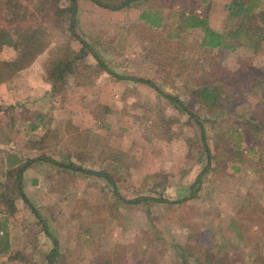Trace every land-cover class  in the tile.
<instances>
[{"label": "rangeland", "instance_id": "1", "mask_svg": "<svg viewBox=\"0 0 264 264\" xmlns=\"http://www.w3.org/2000/svg\"><path fill=\"white\" fill-rule=\"evenodd\" d=\"M51 1L23 0L41 19L44 49L17 76L0 82V193L9 199L0 197V225L10 240L0 264H264V178L246 165L247 155L242 161L222 157L226 147H242L237 133L242 130L253 135L247 144L260 139L264 147V135L254 127L236 128L242 114L264 115V99L253 100L249 92L233 94L228 103L229 85L218 80L222 105L204 106L189 89L243 64L250 66L248 85L254 89L263 78L264 51L244 44L207 51L194 39L199 35L194 30H181L180 41L168 38L178 31L179 11L198 0H132L119 9L105 5L121 0H76L74 31L82 46L67 14L53 15ZM226 1L209 0L207 18L220 31ZM145 7H158L160 28L141 21ZM263 9L255 22L264 19ZM250 20L245 15L240 22ZM13 54L0 49L2 57ZM212 58L220 61L223 74L212 70ZM108 69L151 80L189 103L205 128L209 168L204 169L200 130L186 113L151 85L119 79ZM29 158L35 159L23 170L21 187L58 241L51 261L52 240L9 172ZM55 161L107 171L125 198L188 199L127 203L104 177ZM228 162H239L237 171Z\"/></svg>", "mask_w": 264, "mask_h": 264}, {"label": "trees", "instance_id": "2", "mask_svg": "<svg viewBox=\"0 0 264 264\" xmlns=\"http://www.w3.org/2000/svg\"><path fill=\"white\" fill-rule=\"evenodd\" d=\"M96 3L102 4L99 0H93ZM132 0H121L116 5H105L111 9H119L127 4H129ZM76 0H70V4L67 6L61 7L59 5L58 0H54L53 3L51 1L50 7L53 10V15H56L60 18L63 15H66V19H68L69 29L75 37L79 39V41L85 45V42L79 37L74 31V17L76 11ZM199 6V8H198ZM197 8L200 9L197 11ZM259 8L262 10L264 8V0H228L224 4V9L226 13L225 25L223 30H218L214 28L207 18V10L209 9V0H198V4L193 5L191 7H183L179 11L180 19L178 22V31H175V34H171L170 32L168 38L174 37L176 40L180 41L182 39L181 30H194L198 31V38H194L198 41L199 47L204 48V50L216 49L218 47H223L226 49H234L239 44H244L252 48H258V51H264V19L261 22H255L253 19L255 17H261L259 13ZM264 10V9H263ZM245 15H249L251 20L244 24L240 22L241 18ZM139 18L141 21L147 26H151L154 28H160L163 25V18L158 12V7H148L142 8L139 13ZM262 18V17H261ZM41 20L29 2L24 3L23 0H0V49L8 48L10 51H13L14 54L10 58L0 56V82L8 81L10 78L17 76L22 72V68L28 65L33 59L43 51L45 39L41 33ZM175 35V36H174ZM177 42V41H176ZM189 51V49H188ZM93 56L99 60L96 52L91 50ZM213 71L217 69L222 71V65L219 60L213 59L210 63ZM192 66L184 67L182 72L185 70H189ZM17 71V72H16ZM62 71V70H61ZM108 71L115 75L119 79L130 78L137 81L145 82L151 85L156 91L162 93L164 97L170 100L173 103V106L180 111L181 113H186L187 116L193 120L195 124H197L200 132L201 142L205 149L207 160L204 169L209 168L211 164V150L206 141V133L205 128L202 123V119L196 113L194 109H191L189 103L183 101L177 95L167 92H162L159 87L151 80L145 79L143 77H127L123 74L115 73L108 69ZM250 71V66L243 64L242 67L236 69L231 74H216L215 79L213 81H204L203 84H200L197 88H189L192 92V97L198 103L203 104L204 106H217L222 105L219 102L220 91L221 88L217 84L218 80H224L228 86V90L230 94H228L226 100L229 103L233 94H242L246 95L249 92H252V99L262 98L264 99V69H260V74L263 78L258 81V85L253 89L249 83L247 73ZM60 73V72H59ZM54 76L56 74H53ZM246 82V83H245ZM245 83V84H244ZM237 88V89H236ZM240 92V93H236ZM192 99V100H193ZM259 100V99H258ZM257 101V100H256ZM252 102V100H250ZM254 105V104H252ZM3 105H0V110H2ZM243 118L239 121V125L236 128H244L247 125H251L254 127L261 135H264V115L256 116L255 114H242ZM245 129V128H244ZM235 131V130H231ZM239 134V138L242 143V147H226L222 150V157L225 156H234L237 159L239 156V161H242V157L247 155L250 157V160H244L247 164L251 165L256 169V174L259 178H264V153H262L264 147L260 139H258V143H253L252 145L247 144L249 139L253 138L252 134H245L244 130L237 132ZM260 136V135H259ZM229 142L227 141V144ZM252 143V142H251ZM230 144V143H229ZM231 145V144H230ZM244 152H246L244 154ZM35 158L26 159L24 162L17 163L12 168L9 169V172H13L16 177V186L18 192L24 201V203L31 209V211L35 214V216L41 221L44 231L50 236L52 240V248L47 254L48 260L52 259L55 255L58 254V241L57 239L49 232L45 221H43L39 212L37 211L35 205L28 198L26 193L21 187V179L23 170L28 167ZM253 160V161H251ZM58 165L67 166L74 168L75 170H81L91 174H97L99 176L107 179L108 182L113 187L114 193L119 196L124 202L137 204L145 199L154 200L157 202H167V203H180L184 202L188 199V197H181L177 199H168L166 197H154L150 195H138L131 198H125L120 195L117 190L116 183L112 178V175L107 171L102 170H93L89 168H85L79 165H74L72 162L63 163L59 161H55ZM226 165L237 171L240 166V163L228 162ZM151 176V175H149ZM264 185V184H263ZM164 186V185H163ZM264 192V186L261 189V195ZM190 194L189 199L194 196ZM0 197L4 202L9 203V199L7 198L5 193H0ZM2 227V225H0ZM4 227V226H3ZM0 228L1 229H3ZM236 230L237 235L240 236L238 232V227L233 226ZM5 229V227H4ZM3 235L5 236L2 239ZM8 232L3 231L0 233V242L2 243V247L0 248V252H8L10 247V240L7 237ZM260 248V242L258 245L253 247V254L255 255ZM193 260V259H192ZM257 260V259H256ZM263 262L259 261L256 264H262ZM205 264V263H204ZM206 264L208 261L206 260Z\"/></svg>", "mask_w": 264, "mask_h": 264}, {"label": "crops", "instance_id": "3", "mask_svg": "<svg viewBox=\"0 0 264 264\" xmlns=\"http://www.w3.org/2000/svg\"><path fill=\"white\" fill-rule=\"evenodd\" d=\"M200 9H197V11H199ZM138 254H142V253H138ZM137 258V257H136Z\"/></svg>", "mask_w": 264, "mask_h": 264}]
</instances>
